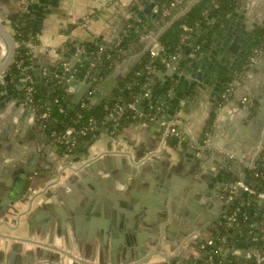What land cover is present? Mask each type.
Wrapping results in <instances>:
<instances>
[{
    "label": "crops",
    "instance_id": "obj_1",
    "mask_svg": "<svg viewBox=\"0 0 264 264\" xmlns=\"http://www.w3.org/2000/svg\"><path fill=\"white\" fill-rule=\"evenodd\" d=\"M241 1L234 11L235 14L231 13L227 17L225 24L205 51L198 55L195 50H186L179 55L178 68L172 70L174 75L167 76L170 67H158L146 78L141 90L136 91L130 82L122 84L120 88H114L107 99H113L118 92L122 96L117 98L116 104L135 103L139 112L131 113L124 122L118 118L108 121L110 115L100 124L105 128L99 136L93 134L70 154L60 148V155L71 157L72 161H62L58 157L55 159L60 163L54 170V176L41 188L38 197L43 202H36V198L29 212L27 202H24L19 212L25 210L24 213H28L20 217V225L16 223L15 227L12 226L16 219L14 214L8 215L7 224L0 225L1 234L14 237L8 240L9 245L17 243L19 238H29L35 241V244L22 242L20 255H26L29 249H46L51 254L65 258L69 264L137 263L138 261L131 259L137 255L135 244L142 242L146 228L139 223L135 224L138 225L137 228H133V223L129 225L131 219H139L142 215L143 200L158 201L164 190L171 185L170 180L175 183L179 179L175 175L168 178L173 166L179 163L191 165V161H194L191 150L195 146L192 141L171 136L164 144L161 157L141 165L134 163V159L160 149V123L165 119L179 118L186 121L192 127L196 138H202L208 133L211 135L213 147L201 155L196 153V156H210L208 167L212 170L221 169L227 182L226 187L222 189L223 193L227 195L230 190L236 192V187L241 182L238 173L246 177L248 169L254 164V161H249L250 154L253 156L252 160H255L264 143V118L253 120V113L243 116L240 108L246 105L242 102L246 98L251 101L253 108L257 107L258 102L247 96L252 93L253 88L258 90V96L263 95L264 44L257 55L255 64L260 68L257 72L247 71L249 60L242 64L243 54L255 32L264 27L254 24L251 19V16H258L263 0H251L252 7L244 10L240 8ZM154 8V0H0V15L3 16L1 21L12 35L22 23H27L30 28L36 41V56L32 61L33 76L35 78L34 72H43L45 78L40 84L43 91L50 84H54L47 98L52 96L55 88L61 86V83L55 80L56 75L48 77L49 72L61 69L66 75L65 66L70 68L68 59H77L81 61L79 63L93 61L102 47L122 45L136 24L146 18ZM249 34L251 39L245 43ZM14 40L17 48L15 59L3 73L4 79L8 81H5L4 86L0 83V109L10 100L11 94H20V91L12 86L14 81H9L11 78L18 83L15 62L21 46L15 37ZM77 49L81 50L78 56ZM126 53H123L124 58L118 57L109 72L97 68L96 73L103 76L96 77L93 94L96 87L112 73L116 79L126 70L133 52L130 57L125 58ZM7 54L8 45L0 33V63ZM81 81L85 82V79ZM231 81L234 82V88L229 100L222 108H218L217 104L223 96L224 88ZM65 91L71 95L77 93L76 89L69 86ZM92 96L85 95L80 103L87 104ZM70 104L72 107L79 105L73 102V98ZM12 111L13 109L9 108L3 116L10 118ZM213 114L215 117L212 118ZM39 129L46 132L41 120ZM97 130L100 131L99 128ZM112 150L119 152L106 154V158L90 164L91 160ZM225 152L233 153L234 159H230ZM231 184H234V187H231ZM181 191V188L176 187L175 192L180 199ZM48 194L50 197H46ZM195 201V205L198 203L202 210L199 212L198 209H193L197 218H200L199 228L195 231L188 229V234H184V222L187 218L185 212L174 214L170 211L167 224L168 227L171 226L170 233L167 236L163 232L159 239L158 235H154L158 242L156 239V245L150 246L146 256L141 258V261H146L144 264H172L173 259L182 262V256L189 258L190 264L212 263L211 249L206 250V247L209 242L207 239L214 231L212 220L209 219L213 214L206 213L207 210L210 211L206 203L196 199ZM151 206L153 208L154 205ZM263 210V200L252 210L257 234L264 231ZM31 211L37 212L36 217L28 216ZM231 214L228 212V219ZM31 219H34L33 227L29 222ZM57 219L61 223L57 222ZM229 222L213 240H222L216 264H227L234 252L236 264H242L241 253L245 249L243 247H234L226 261L224 259V251L227 248L224 246L233 244L237 233L235 228L228 230ZM204 224L207 226L206 230L200 234L201 225ZM256 238L254 236L252 241ZM201 239H205V242L199 243ZM134 240L135 243H132ZM252 241V251L248 253L243 264H252L248 259L252 260L255 252L259 251ZM9 248L10 246L4 248L5 254ZM262 250L264 256V245ZM45 262L48 263V260Z\"/></svg>",
    "mask_w": 264,
    "mask_h": 264
},
{
    "label": "water",
    "instance_id": "obj_2",
    "mask_svg": "<svg viewBox=\"0 0 264 264\" xmlns=\"http://www.w3.org/2000/svg\"><path fill=\"white\" fill-rule=\"evenodd\" d=\"M199 1L200 0H182L181 3L173 6L170 9L169 15L167 17V24L159 25L155 33L147 38L141 39V41H139L140 43H137L138 46H133L129 49V51L126 53L128 56L125 54V58L130 57L129 55L132 52L133 54H131L132 57L126 67V70L116 79L112 73L107 80L97 86L94 94H92L93 96L88 101V103L85 104V107L88 110L97 108L107 99V97H109V95L112 94L114 88H120L122 84H125L127 78L135 71L138 63L143 59L146 53L149 52L154 42L159 40L161 33L175 22L183 19L188 14V12L199 3ZM250 1L251 0H242L240 8L243 10L251 8L252 6L250 5ZM1 17L3 16L0 15V33L8 45V54L4 61L0 63V83H2L1 85L4 86L5 81H8V79H4L5 75H3V73L11 66L12 62L14 61L17 48L14 35H12L6 29L5 25L1 21ZM251 19L254 24L264 26V0L262 1L261 11L259 12L258 16H251ZM250 39L251 38L249 34L245 38L244 42L248 43ZM144 49L145 51H143ZM178 58L179 57H177V59L172 62L167 76H171L174 72L172 70L178 68ZM68 61L70 62V69L66 72V75H64L63 71L59 69L56 72H49L48 77L54 74L56 75L55 80L60 82L63 88L69 86L76 89L77 93H74L72 98L73 102L78 105L85 95H87V97L91 96L90 92H93V87L96 86L93 79H96V77H102L103 74L100 73L99 75V73H96V67L93 69L91 76L85 79V82H82L75 77L72 80H68L70 75L73 73L75 66L81 62L77 59H68ZM256 61L249 62L247 71L257 72L259 67L257 64H255ZM258 61H260V58ZM63 62L65 63L66 61ZM34 75L36 84L40 86L45 78L43 72H34ZM9 81H14L12 86L20 91V94H11L9 97L10 100L6 101L3 107L0 109V225L7 224V217L9 214H14L16 216V222H18V225H20V217L26 215L31 210L32 206H34L33 203L35 204L36 198V202H43L42 200H39L38 197H40L39 195L41 194V188L44 187L54 176V170L60 163L59 160L55 159L58 157L62 159V161L67 160L68 162H71L72 158H66L64 155H60V146L57 138L54 135L48 134L47 131L45 132L39 129V121L41 120L40 113L31 107L23 87L16 83L14 79L10 78ZM53 86L54 84H50L45 91H43V87L40 86L41 93L47 97L50 96L49 92ZM8 90H10V88H8ZM257 91L258 90L253 88L252 93H248L249 95H247L249 98L258 102L257 107L253 108L249 104H246L244 107H240L241 114L243 116L253 113V118H255L253 120H260L264 118V82H262L263 95L258 96ZM73 107L76 106L73 105ZM124 107H127V104ZM9 108L13 109L12 114L9 115L10 118L3 116V114L7 112ZM116 118V115L113 117L111 116L109 117L108 121H113V119ZM98 128L100 131L96 130L94 132L96 136H99L100 132L105 127L100 126L99 124ZM197 139L202 140L201 137H197ZM185 140L190 141L189 138H185ZM4 149L7 151H3ZM191 152L194 156V161H191V165L179 163L178 165L173 166L171 172L168 174V178H172L173 175H175L176 177L178 176L179 179H177L175 183L174 181L170 180L171 185L164 190V193H162L158 201L155 199L153 201H149V199L143 200L144 211L142 212V215L139 217V219H131L129 225L131 226L133 223V228H137L138 225L135 224L138 223L142 224L146 228L142 237L143 240L141 239L142 242H137V244H135L137 247V255H135V258L131 260L138 262L134 264L146 263V261H141V258L146 256L150 246L156 245L155 241L157 237L155 236L158 235L159 239V236L163 232L168 236V233H170L171 229V226L168 227L167 225L170 211L172 213L174 212V214H179L181 211L185 212L187 217L185 218L186 221L184 222L186 229L183 230V233H186L187 235L189 232L188 229L195 231L197 228H199L198 221H200V218H197L196 211L193 209H198L199 212H202V210H200V207H198L200 206L198 203L197 206L195 205V199L206 203L208 205L207 207H210V211L207 210L206 213L210 212V214H213L209 219L212 220V225L214 226V231L207 240L213 242L214 238L217 237L221 232L223 226L228 223L227 214L228 212L232 213L233 211L232 203L237 199V197L243 194L244 186L242 184H238L236 187V197L234 201L227 202L226 194L222 192V189L226 187L227 182L224 174H222L220 171L221 169H210L207 165V162L210 160V156H196V148H193ZM106 157L107 156H102L97 159H93L90 161V164ZM250 157L251 159L249 161H254L252 160V154H250ZM38 168L41 169L38 170ZM238 176L241 179V182L245 183L246 177H244L242 174L240 175L239 173ZM176 187L177 189H182L180 192L182 199L177 197L175 192ZM231 187H234V184H231ZM32 195H34L33 201L32 199L30 200V196ZM47 196L50 197V194L46 195V197ZM24 202H27V207H29L27 210L28 212L24 213L23 211L20 213L19 210L22 208ZM152 204L154 205L153 208L151 206ZM129 207L132 208V206ZM32 211L28 214V216L33 215L36 217L37 212ZM29 222L31 227H33L34 219H31ZM50 222H52V219H50ZM57 222L61 223L59 219H57ZM201 226L202 231L200 234H202V232L205 231L207 227L205 224ZM232 229H234V224H230L228 230L232 231ZM253 237L254 233H250L247 238L248 247H244L245 249L241 253L242 264L245 260H247L248 253L252 251L253 246L250 244ZM0 238V247L1 244L3 245L0 248V264H52V261H60L62 259L60 255L53 253L51 254L46 249H36L35 251L37 252H35L34 249H29L26 251V255H20V252L23 249L22 242L35 244V241L29 238H19L16 241L17 243H11V245H9L8 240H12L14 237L0 233ZM204 240H199V243L205 242ZM135 241L136 240H134L132 243H135ZM8 246H10V248L8 253L5 254L4 250L7 249ZM224 247H227L224 251V259L226 261V257L234 249L235 243L225 245ZM211 248L212 245H207L206 250ZM236 255L238 256V254ZM181 259L182 262L173 259L172 264H190L189 258L182 256ZM46 260H48V263L45 262ZM248 261L252 260L248 259ZM169 263H171V261ZM161 264L167 263L163 262Z\"/></svg>",
    "mask_w": 264,
    "mask_h": 264
},
{
    "label": "trees",
    "instance_id": "obj_3",
    "mask_svg": "<svg viewBox=\"0 0 264 264\" xmlns=\"http://www.w3.org/2000/svg\"><path fill=\"white\" fill-rule=\"evenodd\" d=\"M174 1L175 0H154L155 8L153 11L136 24L135 28L130 31L122 45L106 47L104 51L98 54L96 53L93 61L79 63L74 68V77L79 80L87 79L91 76L93 69L96 67L105 72H109L118 57L124 56V52H128L131 47L141 40V35L151 31H157L159 25H165L164 22L166 18L164 17V12L167 10L170 11ZM240 1L241 0H200L183 19L175 22L161 33L158 41L162 48L159 50L158 57H152L150 51L147 52L138 63L135 71L127 78L125 84L130 82L135 86L136 91L141 90L145 84L146 78L150 75L148 71L149 65H151L154 70L158 67L166 68L167 62L174 56L181 55L186 50L194 51L199 47V49L196 50L198 55L205 51V49L211 45L216 33H218L225 24L227 17L238 8ZM185 25L190 27L191 30L186 32L184 30ZM184 34L188 35L185 42L182 41ZM29 38L33 39L27 23H22L16 27V41L23 42ZM33 40L36 43L35 39ZM263 44L264 27L259 28L255 32L253 39L243 54L242 64L248 62L250 57L254 55V50L261 49ZM17 59L23 61L27 66L32 64L30 61L29 49L25 45L21 46ZM93 63L96 65L93 66ZM93 81H95V79H93ZM229 83L230 82L226 84L224 91H226ZM66 88L62 86L55 88L56 90L52 96L47 98L41 93L40 86L36 84V106L40 114L43 112V109H45H41V106L47 104L50 107L51 115L45 122L48 134L54 135L55 137L63 136L67 129L72 127L75 128L77 132L74 133L73 139L77 142V146L74 149V151H76L79 144L87 141L94 134V132H89L86 135H82L80 133L81 129L88 127L92 119H94L97 124L104 123L114 110L116 102L118 101L117 98L122 96V94L117 92L116 96L112 97L113 99H106L97 108L88 110L83 102L77 107H72L70 104L72 95L65 91ZM221 102L222 98L218 101L217 106H219ZM131 113L128 107H124V114L122 118H120V121L124 122L125 118ZM213 117H215V114L212 115V118ZM206 135L201 139H204ZM60 148L63 152H66V148L63 145H60ZM245 184L250 185L255 192L244 191L243 194L237 197L232 203V213L235 214V221L233 223L234 228L237 230L234 241L235 247H246L249 234L255 231L256 233H254V236L257 238L252 242L259 248V252L263 254L264 231L258 232L257 234L252 210L260 201L258 194L264 192V143L254 160L253 166L247 171ZM221 245L222 240L220 238L213 242L211 248L212 264L217 263ZM227 264H236V257L234 254L230 255ZM252 264L259 263L253 258Z\"/></svg>",
    "mask_w": 264,
    "mask_h": 264
},
{
    "label": "built area",
    "instance_id": "obj_4",
    "mask_svg": "<svg viewBox=\"0 0 264 264\" xmlns=\"http://www.w3.org/2000/svg\"><path fill=\"white\" fill-rule=\"evenodd\" d=\"M182 0H175L174 3H172L171 8L179 3H181ZM169 15V10L164 12V17L166 18L165 20V24H167V17ZM184 30L186 32L190 31L191 28L188 26H184ZM153 33H155V31H151L147 34L141 35V39L147 38L149 36H151ZM16 34V31H15ZM14 34V37H15ZM188 38L187 34L183 35V39L182 41L185 42L186 39ZM18 42V41H17ZM18 44L20 46L25 45L28 49H29V53H30V61L32 63V61L35 58V48H36V43L34 42V40L32 38H29L28 40H25L23 42H18ZM161 44L159 43V41H155L154 44L152 45V47L150 48V54L152 57H158L159 55V49H161ZM104 47H102L100 49V52L104 51ZM199 47H197L195 49L198 50ZM259 49H255L254 50V55H252L249 59V62H254L257 59V55L259 53ZM79 54H81V50L77 49L76 51V56H78ZM75 56V57H76ZM177 57H179V55L174 56L169 62L166 63V67H171L172 62L177 59ZM93 66H95L96 64L93 63ZM69 67L65 66V72L69 71ZM148 71L151 73L154 71L153 67L151 65L148 66ZM15 72H16V79L17 82L23 87L27 100L30 102L31 107H33L35 110L38 111L37 106H36V98H35V94L37 92L36 89V81L35 78L33 76L32 73V64L27 66L23 63V61H19L17 59V61L15 62ZM74 78L73 73L70 75V77L68 78V80H72ZM234 88V82L231 81L229 83V86L227 87L226 91H224L223 96H222V102L219 105V108H222V106L228 102L229 100V96L232 93ZM90 94L92 95L93 92H90ZM148 93H145V95H147ZM242 102L244 104H251V101L249 99H243ZM126 105V104H125ZM123 103H118L116 104L114 110L112 111V113L110 114L111 116L116 115L118 119L122 118L123 114H124V106ZM127 107L129 108V110H131L132 113L134 112H139L138 108H136L135 103H131L129 105H127ZM45 108V109H43ZM41 109H43V112L40 114V118H41V122H42V127L44 129H46V120L50 117L51 113H50V107L47 104H44L43 106H41ZM116 118V119H117ZM98 125L96 123V121L94 119L91 120L90 125L88 127L82 128L80 133L82 135H86L89 132H95L98 129ZM161 125V129H162V145L160 147V149L155 150V151H151L147 154H145L144 156L140 157L139 159H134V163L141 165L144 164L146 162H150L156 158L161 157V155L163 154V149H164V144L166 142V140L171 137V136H176L181 140H184L185 138H189L192 143L194 144L197 154L201 155L202 153L208 151L209 149H211L213 147L212 145V138L210 134H207L206 137L202 140H198L195 136H194V132L192 130V127L184 120L179 119V118H174V119H165L163 121H161L160 123ZM77 132L75 130V128H69L65 131L63 136H58L57 141L59 143V145H63L66 148V153H72L74 152V149L77 146V142L73 139V135L74 133ZM118 150H112V151H107L104 154H102L100 157L105 156L106 154H112V153H118ZM226 153V152H225ZM227 156L230 159H234V154L233 153H226ZM238 184H242L244 186V191L247 192H255V190H253L250 185H246L245 183L239 182ZM260 200L264 201V192L263 193H259L258 194ZM236 195H235V191L234 190H230L229 193H227L226 195V201L227 202H233L235 199ZM34 195L30 196V200L32 199L33 201ZM25 211V210H24ZM23 211H20V213ZM235 214H231V216L229 217L228 221H230L229 223H233L235 221ZM16 219H15V223L12 225L13 227L16 226ZM208 245H213L212 241L208 242ZM254 258L256 259L257 263L259 264H263L264 263V256L261 252L256 251L254 254ZM52 264H67L65 258L61 259L60 261H52ZM212 264V263H211Z\"/></svg>",
    "mask_w": 264,
    "mask_h": 264
},
{
    "label": "flooded vegetation",
    "instance_id": "obj_5",
    "mask_svg": "<svg viewBox=\"0 0 264 264\" xmlns=\"http://www.w3.org/2000/svg\"><path fill=\"white\" fill-rule=\"evenodd\" d=\"M250 105H252V104H250ZM236 193V192H235ZM231 224H234V223H231Z\"/></svg>",
    "mask_w": 264,
    "mask_h": 264
}]
</instances>
